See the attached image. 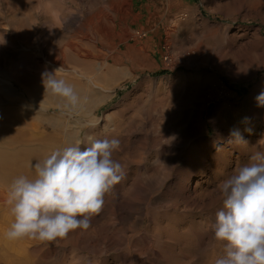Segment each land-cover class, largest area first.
Here are the masks:
<instances>
[{"label": "bare ground", "instance_id": "bare-ground-1", "mask_svg": "<svg viewBox=\"0 0 264 264\" xmlns=\"http://www.w3.org/2000/svg\"><path fill=\"white\" fill-rule=\"evenodd\" d=\"M3 1L11 31L17 37H34L29 6L43 16L48 26L36 44L44 54V67L76 91L82 89V108L86 101L95 106L93 117L87 121L80 106L72 109L53 104L56 95L50 91L45 94L44 87H29L45 73L25 67L31 61L25 51L12 68L11 78L0 79V87L15 98L11 107L0 110V264H215L224 255L226 244L215 240L212 230L223 201L218 185L238 165L247 163L250 155L264 152V143H258L264 139V130L247 132L238 124L227 128L223 120L216 119L215 136L206 137L210 122L204 113L208 103L221 97L225 88L216 74L205 78L198 75L199 66L193 69L196 73L191 74V84L182 86V97L169 106L165 123L156 131L146 130L143 122L125 116L138 106V96L132 101L129 95L124 97L118 111L98 120L95 115L100 103L95 104V91L114 89L125 75L110 65V57L101 59L104 49L116 51L115 44L107 40L114 35L117 21L123 22L120 0L104 2L87 21L77 17L63 0ZM234 1L230 13L249 8L253 1L258 3V15L264 9V0ZM245 37L246 34H237L225 40L226 44L214 50L217 53L209 54L207 65L238 80H254L258 71L264 70V38L256 31L249 42L239 41ZM18 49L14 44L7 47L0 37V62L5 52ZM189 59L192 63L197 61L196 57ZM195 81L198 86L191 89ZM163 83L166 85L167 80ZM153 84L157 83L152 81ZM257 87L252 93L253 105L247 110L250 126L259 124L258 120L264 124V106L254 98L255 93L264 92V76ZM154 93L152 89L143 93L148 100L139 109L142 115H149L152 110ZM44 103L47 105L41 107ZM36 109L41 112L36 120L49 123V134L41 132L39 123H32L29 112ZM58 110L61 114L57 115ZM239 118L237 111L234 121ZM32 128L40 130V134H30ZM72 129L77 140L85 139L86 143L89 137L118 138L121 146L113 158L123 164V178L105 194L101 212L91 217L89 232L87 229L77 235V229L56 240L55 243H63L64 249L70 245L68 253L51 247L44 249L34 239L7 240L4 233L14 219L5 204L8 185L20 176L34 179V164L67 146L58 142L62 135L67 139ZM230 130H238L246 142L234 137L229 143ZM150 139L155 144L153 156H148L145 147ZM85 250L91 257L88 262L82 256Z\"/></svg>", "mask_w": 264, "mask_h": 264}, {"label": "rangeland", "instance_id": "rangeland-1", "mask_svg": "<svg viewBox=\"0 0 264 264\" xmlns=\"http://www.w3.org/2000/svg\"><path fill=\"white\" fill-rule=\"evenodd\" d=\"M63 1L77 17L87 21L104 2L110 0ZM120 3L123 5L121 12L123 22L117 21L114 35L107 40V43L115 44L116 51L113 53L112 49H104L101 59H104L105 56L110 57V65L124 71L125 75L114 89L95 91L93 95L97 100L95 104L100 103L95 115L98 120L118 111V105L122 104L124 97L129 95L128 98L132 101L138 96L135 100L138 101V106L126 112L125 116L143 122L146 130L156 131L165 123L164 117L168 114L169 106L182 97V86L191 84L189 81L193 77L191 74L196 73L193 69L199 66L198 75L205 78L206 75L216 74L225 88L221 97L208 103L204 113L205 119L210 122L206 137L213 138L215 136L216 127L213 122L216 119L223 120L227 128L238 124L239 128H245L247 132L264 130V124H260V120L257 121L259 124L250 126L251 118L247 113V110L253 105L251 100L253 89L257 87L260 79L264 76V70L258 71L254 80H238L227 72H219L207 65L209 54L217 53L214 50L224 42L226 44L225 40L232 36L246 34V39L239 41L249 42L253 34L260 31L264 38V9H262L261 15H258L256 13L257 2L253 1L249 8H242L241 11L232 13H230V5H234V0H120ZM29 14L35 31L34 37L33 35L17 37L11 31L4 1L0 0V37L3 38L7 47L14 44L19 48L14 52L7 51L3 54V60L0 62V79L2 80L11 78L12 68L18 63L22 51H25L31 58V61L25 63L27 69L36 73H49L42 62L44 54L36 44V42L39 43L38 36L44 33L48 26L47 21L40 13L33 11L31 6H29ZM56 40L55 37L54 41ZM114 57H118V59L114 60ZM189 57H196L197 61L192 63ZM117 60L120 61L119 65L114 64V61ZM165 80H167L166 85L163 83ZM150 81L158 85H151ZM147 82L150 83L147 84ZM197 86L198 82L195 81L191 89ZM29 87L35 89L44 87L43 77L33 80ZM151 89L153 92L155 91L151 97L150 109L152 110L149 115H142L139 109L147 105L148 100L143 93ZM4 90L0 87V110L11 107L10 102L15 99ZM76 92L82 104L83 91L77 89ZM259 94V92L255 93L254 98H257ZM51 103L63 106L66 104L65 100L59 96H56ZM44 105L47 104L44 103L41 107ZM94 106L91 101L90 103L86 101L83 108L80 106L87 114V121L93 117L91 111ZM237 111H239L240 118L236 122L234 118ZM57 112V115L61 114L60 110ZM29 114L34 120L33 124L39 123L42 133H50V125L47 121L36 120L41 114L39 109L29 112ZM50 116L52 115H48V117ZM60 119L63 120L62 117ZM46 127L49 128L46 129ZM33 128L30 130V134L40 132ZM84 136H86V132ZM93 139L96 138L93 137ZM77 141L75 131L72 129L69 131L67 139L63 135L60 136L58 144L66 143L69 146L74 145ZM82 142L86 143L85 139ZM154 146L153 140L150 139L145 146L149 151L148 156L150 154L153 156ZM220 195L222 194L220 193ZM220 207H223V201ZM102 223L101 221L100 224ZM146 225L147 222L142 226ZM87 231L89 232V229ZM83 232L84 230L79 229L76 234ZM55 242L56 240L39 241L44 249L51 247L56 250H66V253L71 249L70 245L65 246L64 249L63 243ZM82 256L87 262L90 261L91 257L86 250L82 251ZM19 263L22 264V262Z\"/></svg>", "mask_w": 264, "mask_h": 264}, {"label": "clouds", "instance_id": "clouds-1", "mask_svg": "<svg viewBox=\"0 0 264 264\" xmlns=\"http://www.w3.org/2000/svg\"><path fill=\"white\" fill-rule=\"evenodd\" d=\"M43 83L45 94L50 91L62 97L66 107L79 105V95L65 80L45 73ZM256 99L264 106V92ZM229 135V143L234 137L246 142L238 130H230ZM120 146L118 138L89 137L87 143L57 148L37 161L34 179L15 178L6 193L5 204L14 219L5 238L47 242L89 229L91 217L103 208L105 194L124 176L123 164L113 158ZM218 188L223 207L216 213L212 230L214 239L226 244L215 264H264V152L250 155Z\"/></svg>", "mask_w": 264, "mask_h": 264}]
</instances>
